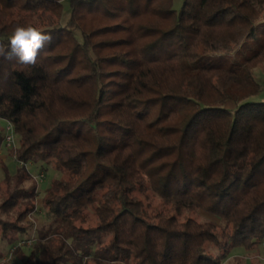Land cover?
<instances>
[{"label":"trees","instance_id":"obj_1","mask_svg":"<svg viewBox=\"0 0 264 264\" xmlns=\"http://www.w3.org/2000/svg\"><path fill=\"white\" fill-rule=\"evenodd\" d=\"M28 24L52 41L35 65L0 57V119L24 164L0 182V238L31 229L26 165L62 175L16 256L221 264L264 244V0H0V45Z\"/></svg>","mask_w":264,"mask_h":264},{"label":"rangeland","instance_id":"obj_2","mask_svg":"<svg viewBox=\"0 0 264 264\" xmlns=\"http://www.w3.org/2000/svg\"><path fill=\"white\" fill-rule=\"evenodd\" d=\"M254 74L263 86V90L258 95L257 99L264 100V62L259 64L254 69ZM11 125V123L8 124L6 121L0 119V134H2L5 138L7 135L14 136V140L11 144H8L5 139L0 148V182L5 180L7 172L11 175H15L19 167L24 165L11 154L12 149L19 147L20 141V137L15 133L14 128ZM26 167L31 174V179L25 182V186H36L37 188V206L36 209L28 216V220L32 223L31 229L28 234L19 238L16 245H9L6 243V241L0 238V253L3 255V257L0 258V264H2L4 261H9L12 264H27L19 256H16L15 249L16 247H21L27 256H29L31 251L34 249L35 242L33 241L31 244L29 242L32 239L33 230L35 229L34 233H36V230L38 231L41 226L49 222V217L42 206L43 197L46 193V190L51 185L53 179L60 178L62 175L52 165H48L43 162L37 164L29 162ZM200 213L201 214L199 215V218L203 220L206 218L213 219L219 223L221 227L225 226V223L222 220L210 216L204 212ZM236 249H234L235 251L232 250L231 253L221 261V264H264V258H259V255L255 251L256 249L254 251H247L244 248H241L240 250ZM216 253H218V251ZM35 259L38 260V256Z\"/></svg>","mask_w":264,"mask_h":264},{"label":"clouds","instance_id":"obj_3","mask_svg":"<svg viewBox=\"0 0 264 264\" xmlns=\"http://www.w3.org/2000/svg\"><path fill=\"white\" fill-rule=\"evenodd\" d=\"M51 41V35L42 33L31 24L16 25L11 31L8 47L0 45V57L6 60L15 57L19 65H35L40 50Z\"/></svg>","mask_w":264,"mask_h":264},{"label":"built area","instance_id":"obj_4","mask_svg":"<svg viewBox=\"0 0 264 264\" xmlns=\"http://www.w3.org/2000/svg\"><path fill=\"white\" fill-rule=\"evenodd\" d=\"M11 126H13V125H11ZM6 142L8 143V144H11L12 142H13V140H14V136L13 135H7L6 136ZM35 230V229H34ZM34 230H33V234H32V239H31V241H29L30 242V244L34 241V242H36V239H37V230H36V233H34Z\"/></svg>","mask_w":264,"mask_h":264},{"label":"crops","instance_id":"obj_5","mask_svg":"<svg viewBox=\"0 0 264 264\" xmlns=\"http://www.w3.org/2000/svg\"><path fill=\"white\" fill-rule=\"evenodd\" d=\"M2 120V119H1ZM6 121V120H4ZM8 124H10L8 121H6ZM241 248H237L236 250H240ZM244 250V249H242ZM235 251V250H234ZM254 251V250H253ZM257 254L259 255V258H264V244L260 245L258 249L255 250ZM247 252V251H246Z\"/></svg>","mask_w":264,"mask_h":264}]
</instances>
